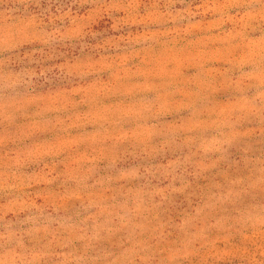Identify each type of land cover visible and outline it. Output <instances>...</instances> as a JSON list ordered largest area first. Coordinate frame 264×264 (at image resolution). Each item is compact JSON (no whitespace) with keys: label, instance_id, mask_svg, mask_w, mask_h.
Wrapping results in <instances>:
<instances>
[{"label":"rangeland","instance_id":"374dc122","mask_svg":"<svg viewBox=\"0 0 264 264\" xmlns=\"http://www.w3.org/2000/svg\"><path fill=\"white\" fill-rule=\"evenodd\" d=\"M0 264H264V0H0Z\"/></svg>","mask_w":264,"mask_h":264}]
</instances>
